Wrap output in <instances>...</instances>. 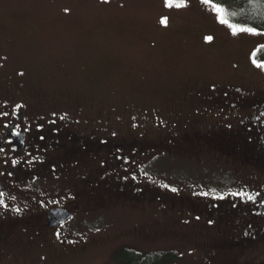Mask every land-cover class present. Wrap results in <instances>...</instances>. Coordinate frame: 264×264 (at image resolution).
<instances>
[{
	"label": "flooded vegetation",
	"instance_id": "flooded-vegetation-1",
	"mask_svg": "<svg viewBox=\"0 0 264 264\" xmlns=\"http://www.w3.org/2000/svg\"><path fill=\"white\" fill-rule=\"evenodd\" d=\"M217 91L194 96L211 112L197 121L180 115L174 134L161 130L173 121L156 110L140 119L160 131L148 145L134 121L121 134L79 108L84 118L76 119L66 109L33 111L24 95L0 99V192L7 204L0 207V248L28 238L78 253L71 224L79 218L89 224L86 233L110 235L103 243H112L104 248L111 252L133 246L174 252L157 246L173 228L181 231L177 239L203 231L245 249L264 245V94L241 99ZM164 159L194 165L188 174L182 166L163 174ZM200 160L226 164L222 180L199 175ZM40 254L39 264L46 259Z\"/></svg>",
	"mask_w": 264,
	"mask_h": 264
},
{
	"label": "rangeland",
	"instance_id": "rangeland-1",
	"mask_svg": "<svg viewBox=\"0 0 264 264\" xmlns=\"http://www.w3.org/2000/svg\"><path fill=\"white\" fill-rule=\"evenodd\" d=\"M216 7L201 0H0V99L24 95L33 111L79 108L121 134L134 121L136 133L148 137L144 144L153 143L160 131L142 125L152 110L173 121L161 130L174 134L180 115L197 121L211 112L192 101L194 96L210 90L233 91L241 99L264 94V67L257 66L264 60L256 57L264 29L233 34L229 24H242ZM177 161L164 159L160 164L167 171L158 170L166 174L182 166L188 174L194 165ZM200 161L199 175L222 180L226 164ZM71 225L76 226L72 240L81 243L78 253H70L71 247L45 249L39 239L26 238L1 247L0 264H39L40 253L46 254L41 264H118L104 249L110 235L86 233L89 224L81 218ZM170 231V240L157 245L177 254L167 264H264V245L245 249L203 231L198 238H188L189 232L177 239L181 231Z\"/></svg>",
	"mask_w": 264,
	"mask_h": 264
},
{
	"label": "trees",
	"instance_id": "trees-1",
	"mask_svg": "<svg viewBox=\"0 0 264 264\" xmlns=\"http://www.w3.org/2000/svg\"><path fill=\"white\" fill-rule=\"evenodd\" d=\"M222 7L227 18L234 23L244 24L256 29H264V0H213ZM256 57L264 60V46L257 49ZM112 257L119 264H167L177 259L174 252L140 253L129 247L115 250Z\"/></svg>",
	"mask_w": 264,
	"mask_h": 264
},
{
	"label": "snow or ice",
	"instance_id": "snow-or-ice-1",
	"mask_svg": "<svg viewBox=\"0 0 264 264\" xmlns=\"http://www.w3.org/2000/svg\"><path fill=\"white\" fill-rule=\"evenodd\" d=\"M104 2H108V0H104ZM202 3L204 4H209V3H213V0H201ZM168 3L171 4L172 0H168ZM217 12H219L221 9L219 6L216 7ZM222 23L225 24H229V22L227 20H221ZM229 27H231L233 29V34H236L238 31L239 32H249V33H257V29L255 28H251V27H247L244 25H235V24H229ZM207 39L211 40V37H208ZM258 67H264V62H260L257 64ZM4 115H8L7 113H4ZM13 135H19V133H13ZM40 139H44L43 136L40 137ZM3 151V148H0V152ZM12 164L15 165L16 161L13 160ZM172 191H176V189H172ZM4 193L0 192V207H5L7 208V204L5 203L4 199H3ZM17 211H19L17 209Z\"/></svg>",
	"mask_w": 264,
	"mask_h": 264
},
{
	"label": "water",
	"instance_id": "water-1",
	"mask_svg": "<svg viewBox=\"0 0 264 264\" xmlns=\"http://www.w3.org/2000/svg\"><path fill=\"white\" fill-rule=\"evenodd\" d=\"M49 216H55V215L53 214V212H51V213L49 214Z\"/></svg>",
	"mask_w": 264,
	"mask_h": 264
}]
</instances>
